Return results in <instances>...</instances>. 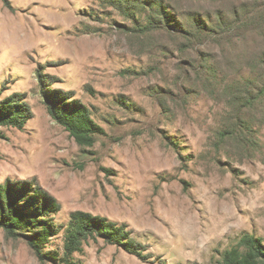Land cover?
<instances>
[{
	"label": "rangeland",
	"instance_id": "374dc122",
	"mask_svg": "<svg viewBox=\"0 0 264 264\" xmlns=\"http://www.w3.org/2000/svg\"><path fill=\"white\" fill-rule=\"evenodd\" d=\"M41 76V78H40ZM43 92L79 100L104 130L81 147ZM0 184L37 183L61 205L125 224L143 259L91 242L76 264H223L264 241V0H0ZM0 264L42 263L0 230Z\"/></svg>",
	"mask_w": 264,
	"mask_h": 264
},
{
	"label": "trees",
	"instance_id": "16d2710c",
	"mask_svg": "<svg viewBox=\"0 0 264 264\" xmlns=\"http://www.w3.org/2000/svg\"><path fill=\"white\" fill-rule=\"evenodd\" d=\"M43 93L52 119L79 146L93 147L104 130L93 120L88 107L79 100H62L59 96L52 97L49 92ZM32 115L22 94L0 101V127L22 130ZM60 211L59 202L35 182L0 184V230L10 239L25 241L42 263L76 264L73 256L82 252L85 245L99 241L143 259L144 248L127 225L82 211L71 214L65 231L63 255L44 252L56 236L52 217ZM223 264H264V241L245 234L235 247L223 254Z\"/></svg>",
	"mask_w": 264,
	"mask_h": 264
}]
</instances>
